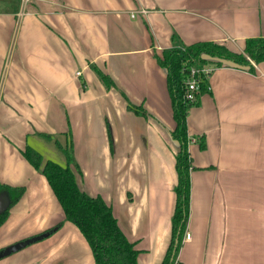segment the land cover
<instances>
[{
    "label": "crops",
    "instance_id": "0c3cea01",
    "mask_svg": "<svg viewBox=\"0 0 264 264\" xmlns=\"http://www.w3.org/2000/svg\"><path fill=\"white\" fill-rule=\"evenodd\" d=\"M261 37L264 0H0V183L26 188L0 227V250L62 224L0 264H96L24 157L28 146L69 164L80 188L112 207L138 264H161L179 145L155 54L198 42L243 53L247 39ZM251 62L255 72L216 67L210 92L188 111L191 237L181 264H264V62Z\"/></svg>",
    "mask_w": 264,
    "mask_h": 264
},
{
    "label": "trees",
    "instance_id": "16d2710c",
    "mask_svg": "<svg viewBox=\"0 0 264 264\" xmlns=\"http://www.w3.org/2000/svg\"><path fill=\"white\" fill-rule=\"evenodd\" d=\"M158 64L167 70V85L172 99L175 129L171 137L178 143L176 154V172L178 181L174 188L176 205L172 216V234L170 244L161 264H175L183 244L190 215V171L192 168L189 146L191 138L188 134L187 117L192 106L198 105L201 96L210 92L209 81L200 84L199 92L195 93L196 100L192 103L185 100L188 82L193 67L213 66L222 67V60L248 67L255 72L251 60L259 64L264 62V38H251L245 42L243 53L235 52L227 46L216 42H198L183 48L163 50L161 55L155 54ZM97 74L107 89L118 90L113 80L97 70ZM128 102V108L138 115H145L142 107L135 106L121 92ZM70 159L69 152H65ZM29 163L42 173L59 204L65 220L74 224L89 243L96 264H138L139 251L135 249L121 230L114 216L112 207L101 196H90L83 191L77 180L76 173L70 165L61 166L53 161H45L43 156L28 146L23 153ZM24 186L12 187L0 183V199L7 198V205L0 211V227L8 220L11 210L24 197ZM62 227L59 224L47 233L53 234ZM3 249L0 250V253ZM6 257V256H5ZM0 255V260L3 259Z\"/></svg>",
    "mask_w": 264,
    "mask_h": 264
},
{
    "label": "built area",
    "instance_id": "2783aa9c",
    "mask_svg": "<svg viewBox=\"0 0 264 264\" xmlns=\"http://www.w3.org/2000/svg\"><path fill=\"white\" fill-rule=\"evenodd\" d=\"M134 17V15H133ZM215 67L213 66H203V67H193L191 69V77L188 82V89L185 94V100L189 101L190 103L194 102L196 100L195 93L199 92L200 90V84L203 82L209 81V77ZM190 234H186L185 240L190 239ZM175 264H181L180 261L176 260Z\"/></svg>",
    "mask_w": 264,
    "mask_h": 264
},
{
    "label": "water",
    "instance_id": "95a60500",
    "mask_svg": "<svg viewBox=\"0 0 264 264\" xmlns=\"http://www.w3.org/2000/svg\"><path fill=\"white\" fill-rule=\"evenodd\" d=\"M222 64L223 65L224 64L233 65V66L240 67V68L244 67V66L237 65V64H235L233 62H230V61H227V60H222ZM49 236H50V233L45 232V233L40 234L38 236H34L32 238L26 239L23 242H19V243H16L14 245H11V246H9L7 248H4L2 250V252L0 253V255L2 257L8 256V255H10L12 253H15V252H18V251L22 250L23 248H25V247H27L29 245H32V244H34L36 242H39V241H42L43 239L48 238Z\"/></svg>",
    "mask_w": 264,
    "mask_h": 264
},
{
    "label": "rangeland",
    "instance_id": "374dc122",
    "mask_svg": "<svg viewBox=\"0 0 264 264\" xmlns=\"http://www.w3.org/2000/svg\"><path fill=\"white\" fill-rule=\"evenodd\" d=\"M70 154V149L68 150ZM7 205V198L4 196L3 198L0 199V211Z\"/></svg>",
    "mask_w": 264,
    "mask_h": 264
}]
</instances>
